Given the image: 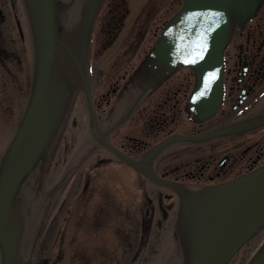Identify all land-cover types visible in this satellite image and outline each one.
Wrapping results in <instances>:
<instances>
[{
  "label": "flooded vegetation",
  "instance_id": "1",
  "mask_svg": "<svg viewBox=\"0 0 264 264\" xmlns=\"http://www.w3.org/2000/svg\"><path fill=\"white\" fill-rule=\"evenodd\" d=\"M184 2L104 0L98 12L91 33L89 91L77 94L55 158L62 157L64 166L69 165L74 152L81 150L77 145L88 139L91 150L70 174L67 197L80 181L79 196L91 194L82 206L91 208L96 205L93 196L109 187V177H115L125 185L119 189L114 185L110 192L129 193L127 204L134 199L132 193H140L147 206L137 234L132 233L131 210L126 211L128 226L119 231V256L105 230L102 237L87 239L88 219L81 216L75 237L70 243L63 238L60 249V257L70 255L74 264H131L136 235L142 242L155 230L159 237L161 231L170 232L179 197L149 180L145 170L195 191L226 184L264 166V3L254 17L236 26L222 53L223 95L217 110L195 117L190 109L197 89L193 67H180L153 83L141 71ZM28 25L21 0H0V162L31 92L34 60ZM90 110L96 125H91ZM54 161L51 181L57 173ZM95 223V230L105 228V223ZM141 253L142 244L135 256Z\"/></svg>",
  "mask_w": 264,
  "mask_h": 264
},
{
  "label": "water",
  "instance_id": "2",
  "mask_svg": "<svg viewBox=\"0 0 264 264\" xmlns=\"http://www.w3.org/2000/svg\"><path fill=\"white\" fill-rule=\"evenodd\" d=\"M23 1L34 38V71L26 111L0 163V264L30 263L64 201L70 174L91 150L87 139L64 166L66 171L62 168L49 188H42L73 100L89 91L91 33L103 0ZM263 3L187 0L148 55L143 76L153 83L191 65L197 89L190 108L195 117L214 113L222 94L219 61L224 47L236 26L254 17ZM90 111L91 125H96ZM145 173L180 196L174 238L149 264H229L264 227V167L199 191ZM247 264H264V242Z\"/></svg>",
  "mask_w": 264,
  "mask_h": 264
},
{
  "label": "rangeland",
  "instance_id": "3",
  "mask_svg": "<svg viewBox=\"0 0 264 264\" xmlns=\"http://www.w3.org/2000/svg\"><path fill=\"white\" fill-rule=\"evenodd\" d=\"M24 111L25 110L23 109V111H21L19 114L22 116L24 114ZM63 154L64 152H61V155ZM54 164L57 167V173L54 175V177H57L59 172L65 165V159L63 160L61 157L60 160V157L56 156ZM52 169H54L55 171L54 165L49 169V173L51 172L50 174H52ZM50 177L51 176H49V178L47 179L48 182L42 185V188L45 190H47L56 179H54L53 177L54 180L50 181ZM115 179V177H109L107 182V185L109 187L105 188L103 191H100V193L93 196V199L95 201L94 204L96 205L91 208H88L86 205L82 206L85 204L86 201L90 199L91 194L89 193L83 196H79V191L81 190L80 181L75 184V188L73 189L74 192L72 193V195L67 197V195L69 194L67 191L64 201L68 200L69 203L67 201V204L64 206V208L62 210L59 209V211L57 212L55 218L53 219L52 223L50 224L41 241L39 242L37 249L29 264H74L75 260H72V258H70V255H66L67 257L63 256L65 258L60 257V255H62L60 249L62 248L63 238H65L66 241L69 240L70 243V239L75 237L76 233L78 232V219L81 216L88 219V221H86L88 225H85L86 228L84 230L87 235H90L87 236V239H90L92 235L102 237L105 230L106 234H110V241L113 242V247L118 250V256L121 255V251H119V245L121 242H119L120 239L118 233L119 231L120 233H123L124 228L128 226L124 223V220H126L127 217V212L131 210L130 216L133 220V224L131 227L133 228L132 233L134 230L137 234L140 231L141 225L144 224V216L141 215V213L146 210L145 207L147 206V202L145 201V199H141L142 197L140 193H132L131 196L134 199L132 202L129 201L127 204V197L129 193L121 191L110 192L112 191V186L114 185L117 189L123 188L122 186L125 185L124 182L119 183L118 180L115 181ZM120 180L124 181L122 177H120ZM99 221L105 223V225H103L105 228L95 230V222ZM108 223L110 224L109 231L108 229H106L109 226ZM173 226L172 229H170V232H168V234L164 231H161L160 233L162 235L161 237H159L156 236L157 231L155 230V232L153 233L154 235L151 233V239H149L148 237L145 238V252L135 257V251L132 250V252H130V263L149 264L153 259H155L171 243L172 239L174 238ZM135 237L133 239L136 240L132 239L134 248H136V246H138L139 244L138 241L140 239V235H136ZM263 240L264 229L260 232L259 235L256 236V238H254L247 245H245V247L241 250V252L237 255V257L233 260L231 264H245L251 258V256L257 250ZM70 248L73 249L75 248V246L71 245ZM65 254L66 253H64L63 255Z\"/></svg>",
  "mask_w": 264,
  "mask_h": 264
},
{
  "label": "bare ground",
  "instance_id": "4",
  "mask_svg": "<svg viewBox=\"0 0 264 264\" xmlns=\"http://www.w3.org/2000/svg\"><path fill=\"white\" fill-rule=\"evenodd\" d=\"M22 1V4H23V7H24V10L26 11V8H25V4H24V1L23 0H21ZM261 8V7H260ZM259 8V9H260ZM26 18H27V21H28V16H27V13H26ZM174 18V17H173ZM172 18V19H173ZM172 19H170V21L166 24V26L164 27V29L167 27V25L172 21ZM96 21V20H95ZM28 24H29V21H28ZM94 24H95V22H94ZM94 24H93V27H94ZM28 27H29V30H30V34H31V37H32V58H33V60H34V38H33V32H32V29H31V25L29 24L28 25ZM93 27H92V29H93ZM164 31V30H163ZM163 33V32H162ZM162 35V34H161ZM161 37V36H160ZM160 37H159V39H160ZM158 39V40H159ZM230 39H231V37H230ZM230 39L228 40V42H227V44H226V46L228 45V43L230 42ZM158 42V41H157ZM226 46L224 47V49L226 48ZM89 56H90V48H89ZM183 66H185V67H192L191 65H183ZM182 66V67H183ZM33 67H34V63H33ZM178 70V69H177ZM176 71V70H175ZM170 75V74H169ZM32 88V87H31ZM75 99H76V97H75ZM75 99L73 100V104H74V102H75ZM28 102H29V100H28ZM73 104H72V107H71V109H70V111H69V113H68V115H67V117H66V120H65V122H64V124H63V127H62V129H61V131H60V134H59V137H58V139H57V142H56V144H55V146H54V148H53V150H52V152H51V155H50V157H49V159H48V161H47V167H46V169H45V171H44V178H43V183H42V185H44V183H46V182H48L47 181V179L49 178V173H48V169H49V165H50V163L53 161V156H54V150H55V148L58 146V144H59V142H60V139H61V136H62V132L65 130V128H66V125H67V123H68V120H69V117H70V114H71V111H72V108H73ZM27 108V107H26ZM191 109V108H190ZM26 111V110H25ZM191 112L193 113V114H195V111L193 110V109H191ZM16 135V134H15ZM80 146V144H78L77 145V148ZM75 153V152H74ZM5 155V154H4ZM4 157V156H3ZM3 159V158H2ZM124 160V159H123ZM125 161V160H124ZM51 181V180H50ZM179 195V194H178ZM180 197V196H179ZM175 233L176 232H174L173 233V235H175ZM249 261V260H248ZM229 264H231V261L229 262Z\"/></svg>",
  "mask_w": 264,
  "mask_h": 264
}]
</instances>
